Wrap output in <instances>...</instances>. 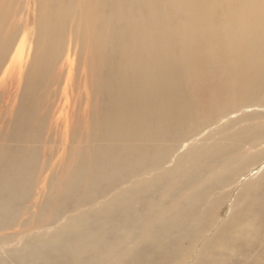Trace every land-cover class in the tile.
<instances>
[{"label": "bare ground", "instance_id": "obj_1", "mask_svg": "<svg viewBox=\"0 0 264 264\" xmlns=\"http://www.w3.org/2000/svg\"><path fill=\"white\" fill-rule=\"evenodd\" d=\"M37 1L40 5L33 12L34 29L27 31L32 22L30 8L27 26L21 30L10 20L14 5L0 0V63L22 32L16 51L17 58L27 53V97L46 81L44 77L54 76L57 82L65 70L72 76L80 49L86 46L89 60L98 48V28L110 25L113 15L120 16L125 81L122 92L107 90L102 128L105 141L96 148L90 164L91 184L93 188L118 185L136 173L128 181L130 186L117 189L95 210L71 216L46 236L32 239L27 247L13 248L9 256L17 264H148L154 263L148 249L157 248L158 253L174 246L181 264H188L186 259L195 250L200 260L197 264H214L212 256L217 250L209 255L210 248L257 240L255 236L261 234L253 221L264 210V121H260L264 112L256 121L249 117L253 124L214 143L213 149L197 146L202 144L196 139L163 173L147 179L137 177L140 168L152 164L153 170L170 159L186 135L180 130L181 124L208 105L207 99L200 98L193 110L185 98L180 99L178 88L188 75L200 77V87H196L199 96L210 90L212 80L216 90L209 93L214 101L231 96L229 104H239L246 94H252L254 111H264V93L259 90L264 82V0H193L192 4L184 0L187 5L182 0ZM208 1L223 6L224 19L217 21L206 14ZM169 6L180 13L175 28ZM70 22L73 26L68 29ZM175 30L177 38L172 37ZM2 31L6 35H1ZM196 67L201 68L200 73ZM201 78L207 81L205 85ZM58 110L59 119H69L68 114L64 117L65 104ZM64 139L68 148V122ZM124 139L128 144H122ZM35 166V157L22 146L4 151L0 157V227L15 221L16 209L33 196ZM230 176L240 187V194L229 206L232 223L224 222L217 231L218 238L210 236L201 248L202 240L196 236L199 244L185 253L171 234L179 229L187 236L189 229L200 235L204 223L201 205L208 192ZM84 178L81 173L74 175L73 193L80 192ZM156 192H163L169 202L158 200ZM248 204L255 207L256 218L240 225V214ZM233 230L240 233L236 243L228 237Z\"/></svg>", "mask_w": 264, "mask_h": 264}, {"label": "rangeland", "instance_id": "obj_2", "mask_svg": "<svg viewBox=\"0 0 264 264\" xmlns=\"http://www.w3.org/2000/svg\"><path fill=\"white\" fill-rule=\"evenodd\" d=\"M3 1L10 2L11 7L14 5L10 20L13 23L17 22L16 26H19L21 30L24 25L27 26L25 18H27L30 8L32 22L27 26V31H33V12H37L40 1ZM29 1L30 4H28ZM179 1L178 5L181 9L183 6L179 4ZM182 1L184 2V0ZM188 1L193 3V0ZM184 3L187 5L186 2ZM207 3L209 6V12L205 10L207 15H212L217 21L225 18L226 11L218 1H208ZM168 11L174 16L172 26L175 28L180 19V13L172 6H169ZM198 14L202 16V12H198ZM112 18L113 22L110 25H102L98 28V48L93 56L88 58L89 60L86 59V46L80 49L72 76H69L68 70H65L57 82L54 76L44 77L46 81L40 83V86L36 87V91L34 90V93L28 97L25 89L26 73H28L25 64L27 53L22 58H17L16 51L17 42L21 40L22 32L13 44L14 47L8 51L0 63V157L4 151L8 152L22 146L30 156L35 157L37 162V166H35L37 180L33 182V196L16 209L15 221L0 227V264H17L15 258L9 256L12 254L13 248H25L33 242L32 239L46 236L55 227L66 223L71 216L95 210V206L100 201L105 198L109 199V196L117 189L130 186L128 181L136 173L126 177L127 180L124 178L118 185L93 188L91 184L90 164L93 161L96 148L105 141L102 128L104 115L107 112V90L113 89L116 93L122 92L125 81V58L119 44L121 39V22L118 23L120 16L116 14ZM72 26L73 22L68 23V29ZM1 35L6 34L2 31ZM93 37H97V34H93ZM172 37L177 38L176 30ZM215 59L217 60V58ZM212 64L215 67V61L212 60ZM195 69H198L200 73L201 68L196 67ZM199 79L200 77L194 73L188 75L184 84L178 88V96L180 99L185 98L193 110L197 108L200 98L201 101L207 99L208 105L202 107L200 111L194 112V115L181 124L180 130L186 135L184 140L174 148L170 159L163 166L153 170H151L152 164L140 168L138 170L140 175L137 178L147 179L164 169L166 171L169 169L167 167L172 166L177 156L186 150V146L191 145L192 141L196 139L199 141L197 144H202L197 146H209L211 150L215 146L214 143L216 144L220 140L225 141L243 130L245 126L253 124L248 119L249 117H253L256 121L262 116L263 109L254 111L257 108L250 105V102H253L251 100L255 97L253 95L251 99L252 94L248 96L246 94L239 104H229L231 96L224 99L216 98L217 100L214 101L210 97L212 94L209 93V91L213 93L216 90L212 80L210 90L201 92L199 96L196 88L200 87ZM196 83L198 86H195ZM201 83L205 85L207 81L202 79ZM259 90L264 93V82ZM64 104L66 105L64 117L66 118L68 114V120L59 119L61 112L57 111V107ZM26 107L28 109H25ZM260 121H264V118ZM67 122L69 123L70 139L68 148H65L64 134ZM24 132H26L25 136L19 139V136H23ZM122 142L124 145L128 144L125 139ZM144 144L147 145L148 142L144 141ZM166 145L167 141L162 143L163 147ZM242 154L245 155V151ZM160 165L161 162L156 164V166ZM76 173H81L85 177L84 185L78 194L71 191V183ZM210 174L207 173V175ZM242 185L241 183L240 186ZM239 192L240 187L237 186L233 176H230L222 184L214 186L208 192L205 202L201 205V211L204 212L201 234L198 235L189 229L187 236L179 229L171 234L182 245L185 253L195 250L194 245L199 244L197 237L202 240L199 244L201 248L210 236L215 235V240L218 238V230L224 222L232 223L229 220L231 216L229 206L232 201L237 199ZM156 193H158V200L169 202L163 192ZM211 202L214 203L212 207L209 206ZM256 214L255 207L248 204L242 210L238 223L240 225L252 223ZM253 223L256 225V231L261 234L255 236L257 240L253 242L243 239L240 244L233 247L214 246L210 248L209 255L217 250L216 255L212 256L214 264H264V210ZM228 233L230 234V236L228 235L229 239L236 243L240 233L234 230ZM173 248L174 246H170L168 251L158 253L157 248L148 249V255L154 259V263L148 264H181L180 257L176 255V250ZM186 262L188 264L200 262L196 256V250L192 252V256L186 259ZM140 264H144V262L141 261Z\"/></svg>", "mask_w": 264, "mask_h": 264}]
</instances>
